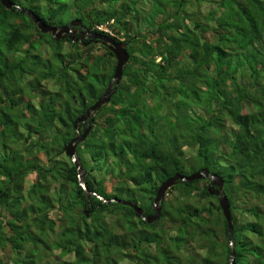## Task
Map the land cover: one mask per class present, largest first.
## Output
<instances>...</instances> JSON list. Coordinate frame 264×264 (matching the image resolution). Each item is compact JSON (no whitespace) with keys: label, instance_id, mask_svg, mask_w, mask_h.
<instances>
[{"label":"trees","instance_id":"obj_1","mask_svg":"<svg viewBox=\"0 0 264 264\" xmlns=\"http://www.w3.org/2000/svg\"><path fill=\"white\" fill-rule=\"evenodd\" d=\"M12 1L48 24L107 23L129 59L76 147L88 196L65 145L116 55L0 0V264H228L208 179L179 180L152 222L98 197L148 216L161 182L203 168L224 179L234 264H264V0Z\"/></svg>","mask_w":264,"mask_h":264},{"label":"water","instance_id":"obj_2","mask_svg":"<svg viewBox=\"0 0 264 264\" xmlns=\"http://www.w3.org/2000/svg\"><path fill=\"white\" fill-rule=\"evenodd\" d=\"M2 4L7 9H11L13 7H16L20 11L28 14L34 20V22L36 23V25L38 26V28L42 32H44V33L51 32L53 34L54 38H56V39L59 37H63L64 33L65 34L69 33V34H71L72 37H74V32L77 31V29L71 28V26L75 27V26L82 24V19L78 18V19H74V20L70 21L66 25L54 26L52 24H47L46 22L41 20L37 16V14H35L32 10L21 7L20 5H17L12 0H2ZM87 31L88 30L85 29L83 33L87 32ZM90 35L98 38L99 41H102L103 44L107 45L112 50V52L116 55L117 63L115 66V72H114L112 80L116 79V83H118L122 77L124 65L126 64V62L129 59V53L126 49V46H127L126 43L117 42L114 38H112L108 35H103V34H99V33H93ZM112 85H113V82H110V84L108 85V88L104 92V94L95 102V104H93L89 109H87V111L84 113V115L81 116L77 120V122L84 120L88 115H90L91 111H94V110L100 108L106 101L109 100L110 95H111V93H109V92L112 89ZM115 88H116V86L114 87V89ZM76 125L77 124H75V126ZM89 130H90V127H87L85 132H83L82 134L77 135L76 137L72 138L70 140V142L65 146L66 153L71 157L72 161L75 163V165L77 166L79 171L81 170V166L78 164V161H77L76 145H77V141L83 140L88 135ZM204 178H207V179L212 181L209 185V191L211 194H215L218 196L220 206H221L223 213H224V216L228 222V226H229V230H230V236H229L230 245H232L228 264H234L235 249H234L233 240H232V238H233L232 212H231L230 202H229L227 196L224 195V193H223L224 179L217 174L211 173L208 168H203V169H201L197 172H193L189 175H182L181 173H177L175 175H172V176H169L168 178H166L158 187L156 196L153 200V206H154L155 212L149 216H144L143 208L138 206L136 203H134L130 200H122V199H118V198L106 199L100 195H98V197L101 198L104 202L110 203L113 201V202H119V203H122L125 205H129L135 210L137 215L141 216L147 222H152L153 220L157 219L160 216L161 209H162L161 203L165 197L167 190L170 187L174 186L179 180H182L184 182H191L193 180L204 179ZM80 184L84 188L86 194L89 196L92 192L89 190L86 183L82 179H80ZM214 186H217L218 188L215 189ZM88 214L89 213L86 211V215H88Z\"/></svg>","mask_w":264,"mask_h":264},{"label":"clouds","instance_id":"obj_3","mask_svg":"<svg viewBox=\"0 0 264 264\" xmlns=\"http://www.w3.org/2000/svg\"><path fill=\"white\" fill-rule=\"evenodd\" d=\"M207 9V8H206ZM205 9V6H204V10H206ZM31 10V9H30ZM33 11V10H32ZM34 12V11H33ZM28 15V14H27ZM29 16V15H28ZM79 17H75V18H72V20H74V19H78ZM79 19H82V18H79ZM71 20V19H70ZM71 20V21H72ZM45 22V21H44ZM70 22V21H69ZM69 22H66V23H63V24H59V25H54V24H52V25H54V26H60V25H66V24H68ZM48 24V23H47ZM99 30H102V31H104V32H108L109 34H108V36H110V37H112L113 35H114V33L110 30V28H109V26H108V24L107 23H105V24H98L97 26H96ZM71 28H76L77 29V31H75L74 32V37H72L71 36V34H69V33H67V34H63L64 36L63 37H66L67 35H69L73 40H75V41H78V40H81V41H83V44H87V43H89L90 41H94V42H97V43H99V42H102V41H99V39L98 38H96V37H93V36H91L90 34H93V33H99V34H103V35H107V34H105V33H101V32H99V31H96V32H91L84 24H83V19H82V24H80V25H78V26H71ZM79 29H81L82 30V32H81V36H85V35H88L87 37H90L91 38V40H89V39H86V38H84V39H82V37H79V35H78V31H79ZM85 29H87L88 31L87 32H85V33H83L84 32V30ZM47 33H50V34H52L51 32H47ZM53 35V34H52ZM113 38V37H112ZM115 39V38H114ZM84 40H86V41H84ZM116 40V39H115ZM118 42V41H117ZM103 43V42H102ZM122 43V42H121ZM117 63V62H116ZM115 72V71H114ZM112 79H113V77H112ZM111 82H113V85L114 84H116V79L115 80H111ZM110 84V83H109ZM112 85V89L110 90V92L109 93H111V91L112 90H114V86ZM108 88V87H107ZM107 88H106V90H107ZM105 90V91H106ZM89 109V108H88ZM97 110V109H96ZM96 110H94V111H91V113H90V115H88L84 120H81V121H78L77 122V120L81 117V116H83L84 114H82L78 119H76V122H75V124H77L76 126H75V124H74V126H75V128H76V132H77V134H76V136L77 135H80V134H82L83 132H81L80 131V129L78 128V124L81 122V123H85V121L88 119V118H90V121H92L93 120V118H92V116H94V114H95V112H96ZM87 111V110H86ZM85 111V112H86ZM89 124H90V122L89 123H87V127H89ZM87 127H86V129H87ZM85 129V130H86ZM85 130H84V132H85ZM75 136V137H76ZM87 137V136H86ZM85 137V138H86ZM74 138V137H73ZM84 138V139H85ZM83 139V140H84ZM79 141H82V140H79ZM79 141H77V144H78V142ZM70 142V141H69ZM68 142V143H69ZM67 143V144H68ZM66 144V145H67ZM65 145V146H66ZM76 147H77V145H76ZM76 151H77V148H76ZM65 152H66V150H65ZM67 154V153H66ZM76 154H77V152H76ZM68 155V154H67ZM69 156V155H68ZM71 158V157H70ZM77 161H78V155H77ZM78 164L80 165V162L78 161ZM81 171H82V167H81V170L79 171L80 172V175H79V179H82L83 181H84V178H83V175L81 174ZM210 171V170H209ZM195 172H197V171H195ZM211 172V171H210ZM193 173V172H192ZM212 173V172H211ZM213 174H215V173H213ZM175 175V174H174ZM218 175V174H217ZM172 176V175H171ZM220 176V175H219ZM204 179H207V178H204ZM209 180V179H208ZM210 181V183L212 182L211 180H209ZM85 182V181H84ZM162 183V182H161ZM210 185V184H209ZM224 185V184H223ZM160 186V185H159ZM216 187V188H215ZM214 188L215 189H217L218 187L217 186H214ZM215 195V194H214ZM144 214V213H143ZM139 216V215H138ZM149 216V215H148ZM9 264H11V263H9Z\"/></svg>","mask_w":264,"mask_h":264},{"label":"flooded vegetation","instance_id":"obj_4","mask_svg":"<svg viewBox=\"0 0 264 264\" xmlns=\"http://www.w3.org/2000/svg\"><path fill=\"white\" fill-rule=\"evenodd\" d=\"M81 32H82V30L79 29V31H78V35H79V37H82V39L86 38V39L91 40L90 37H87L88 35L81 36ZM89 121H90V118H88V119L85 121V123H83V124L85 125V126H84L85 128H86V126H87V123H89ZM85 128H84V129H85Z\"/></svg>","mask_w":264,"mask_h":264},{"label":"rangeland","instance_id":"obj_5","mask_svg":"<svg viewBox=\"0 0 264 264\" xmlns=\"http://www.w3.org/2000/svg\"><path fill=\"white\" fill-rule=\"evenodd\" d=\"M206 7H207V5L205 6V9H206ZM72 9H73V8H72ZM71 20H72V19H71ZM71 20H69V21H71ZM69 21H68V22H69ZM65 22H66V21H64V23H65ZM60 26H61V25H60ZM45 54H46V53H44V55H45ZM46 55H47V54H46ZM81 174L83 175V178H84V174H85V173L81 171ZM30 179H31V177H30Z\"/></svg>","mask_w":264,"mask_h":264}]
</instances>
